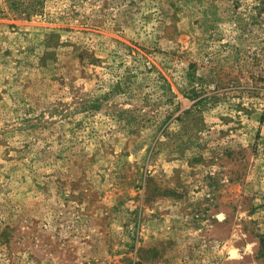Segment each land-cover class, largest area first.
<instances>
[{"label": "rangeland", "instance_id": "374dc122", "mask_svg": "<svg viewBox=\"0 0 264 264\" xmlns=\"http://www.w3.org/2000/svg\"><path fill=\"white\" fill-rule=\"evenodd\" d=\"M0 264H264V0H0Z\"/></svg>", "mask_w": 264, "mask_h": 264}]
</instances>
